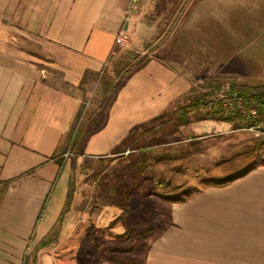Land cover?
I'll list each match as a JSON object with an SVG mask.
<instances>
[{"label": "crops", "instance_id": "crops-1", "mask_svg": "<svg viewBox=\"0 0 264 264\" xmlns=\"http://www.w3.org/2000/svg\"><path fill=\"white\" fill-rule=\"evenodd\" d=\"M153 2L126 20L128 0H0V264L55 263L44 243L67 202L65 154L77 128H88L83 155L111 157L133 127L205 89L197 83L207 76L196 79L172 54L187 16L177 13L164 30V20L151 23ZM233 2H224L217 23L241 35L240 45H255L244 36L264 32V0ZM121 29L127 45L115 41ZM184 33L219 45L197 20ZM88 98L92 115L79 126ZM168 206V223L150 237L142 264H264L263 164Z\"/></svg>", "mask_w": 264, "mask_h": 264}, {"label": "rangeland", "instance_id": "rangeland-1", "mask_svg": "<svg viewBox=\"0 0 264 264\" xmlns=\"http://www.w3.org/2000/svg\"><path fill=\"white\" fill-rule=\"evenodd\" d=\"M153 1L155 2H153L151 23L155 20H164L165 22H162V29L164 30L170 31L174 28L172 23L177 20L174 19L177 13H185V16H187L186 25L174 41L175 44L171 45V49L172 54L175 51L179 54L177 60H187L189 62L190 69L193 68L196 71V79L207 76L197 85L210 89L209 91L218 92V89L225 83L229 85L232 82L237 84L243 82L246 84L264 83V32L257 34L245 32L244 42L254 38L255 45H240L242 44V36L226 33L225 28L216 20L219 11L224 10L222 6L226 0ZM238 1L240 0H234L231 4L233 5ZM242 1L244 3L246 0ZM157 16L160 18H157ZM206 18L210 19L207 24L201 21ZM192 20H197L198 23L206 25L219 45H207L209 43L205 44L188 37L184 32L188 29ZM157 31L154 35L158 34ZM190 43H193V45H189ZM220 70H223V75ZM218 71L221 73H217ZM224 72H227V74ZM216 78H219V81L222 82L209 88L208 83L212 80L217 81ZM197 81L199 82V80ZM205 89L200 88V93L204 92ZM94 101L93 98H88V105L82 120H85L92 113ZM182 102L186 103L187 100L182 99L180 103ZM201 109L204 113L205 109ZM215 121L211 119L194 121V124L191 123V126L183 130L182 135L185 140L175 147V151L180 153L181 156H178L177 160L171 163L153 164L151 172L154 173L157 182L160 179L171 178V181L175 184L201 188L205 185L200 180L203 175L221 177L234 174L255 160L245 156L242 158L243 156H241L226 161L219 167L214 166L216 161L237 153L238 148L243 147L246 143L248 144L251 139L264 138L262 134L256 136V132L253 130L233 131L230 125L226 123L216 127ZM196 140L201 143L202 152L200 154L193 153L192 143H195ZM187 150L191 154L189 158L182 156ZM67 153V167L72 170L76 162V154L74 150ZM78 153L81 156L77 157L76 163V189L70 210L64 218L66 224L59 239L46 247L45 250L54 257V264H119L114 261L119 256L133 261V264H142V253L145 251L150 237L154 236L164 224L168 223L169 219V202L160 199L157 193L170 191V188L165 186L156 188L145 182H135L131 179L129 170L122 171L120 174L121 184L133 192L129 200V212L125 218V225H122L123 223L119 219L115 227H108L110 223L117 221L114 219L121 212L114 204V200H101L95 190V184L91 183L94 175L92 176L90 169H86L82 163L84 159H89L90 162L96 165L97 162L95 161H100L102 157L83 155L82 150ZM122 161L121 156L113 155L104 160L101 159L99 163L101 166H106L109 170L117 172L122 165ZM197 169L201 171L196 172ZM181 170L185 172L182 173ZM124 227L131 232V237L128 239L127 237H116L121 234L120 232H124ZM118 247L128 250V252L117 251Z\"/></svg>", "mask_w": 264, "mask_h": 264}, {"label": "trees", "instance_id": "trees-1", "mask_svg": "<svg viewBox=\"0 0 264 264\" xmlns=\"http://www.w3.org/2000/svg\"><path fill=\"white\" fill-rule=\"evenodd\" d=\"M222 81L212 80L208 83L209 88L219 85ZM230 94L237 95L242 97L246 102V106L250 110H257L259 118L264 125V83H240L232 82L230 84ZM199 91L193 92V94L185 96L182 99L187 100L186 103L182 102V99L174 108L172 107L168 112H164L148 122L142 123L133 127L128 135L113 149L112 155L121 156L123 161L119 171L114 172L106 168V166H101V159L107 157H102L100 161L94 165L89 159H84L82 163L86 169H90L93 176L91 183L95 184V190L98 192L101 200H114V204L119 208L121 214L114 219L116 222L110 223L108 225L115 227L119 219L122 221V225H125V218L128 214L129 200L131 199L133 192L121 184L120 174L122 171L129 170L131 173V179L135 182H145L155 186L156 188H162L163 186L170 188V191L157 193L158 197L167 202H178L186 201L194 192L199 191V187H189L183 186L180 184H175L170 179H160L156 181V177L152 171L154 163H171L177 160L178 156H181L180 153L175 151V147L178 144L182 143L185 138H183L182 132L194 121L199 120H217L224 121L230 125L231 130L239 131L246 126H252L253 121H249L245 115L242 113H233L229 115H224L221 109L218 110H204L203 113L201 107V100L204 95ZM259 105H262L261 107ZM84 108L80 110L77 116V122L79 126H83V111ZM246 125V126H244ZM85 127V125H84ZM88 128H77L75 133L70 134L68 140L69 151H75L76 162L74 163L70 175L69 189L67 194V202L62 211L60 218L57 222V225L54 226L52 230V236L44 244H51L59 236L61 226L64 222L65 215L70 210L71 202L74 198V193L76 189L75 182V171L76 163L81 149V143L85 136L87 135ZM264 132V130H263ZM194 138V137H192ZM197 138V137H196ZM249 143L245 144L243 147L238 148L234 153L228 158H222L220 161H216L214 166L219 167L221 164L226 163L236 159L237 157L245 156L252 158L254 161L244 167L237 173L228 174L226 176H205L200 177L201 183L205 185H223L232 181L235 178L241 177L246 174L248 171L254 169L258 164L264 165V138H253ZM194 148V154H200L202 152L201 143L195 141L192 143ZM173 148V150H172ZM172 150V151H171ZM125 152L126 155H125ZM64 154V153H63ZM185 158H189L191 154L189 150L184 152L182 155ZM259 159V161H257ZM257 161V162H256ZM65 163L64 155L60 156L58 159L59 167H62ZM74 168V169H73ZM204 170V169H203ZM208 170V169H207ZM182 173L185 171L181 170ZM201 170H196L200 172ZM129 173V174H130ZM91 180V179H90ZM113 220V221H114ZM124 232L116 236L121 237H131V232L128 231V228L124 227ZM117 251L128 252L121 247H118ZM116 263L119 264H133V261L122 258V256L116 257L114 259ZM24 264H28L27 258L24 261Z\"/></svg>", "mask_w": 264, "mask_h": 264}, {"label": "built area", "instance_id": "built-area-1", "mask_svg": "<svg viewBox=\"0 0 264 264\" xmlns=\"http://www.w3.org/2000/svg\"><path fill=\"white\" fill-rule=\"evenodd\" d=\"M145 0H128L125 8V19L128 20L139 14L140 7ZM117 44L127 45L129 43V35L127 31L121 29L115 38ZM210 89L203 90L204 95L201 100V107L205 110H218L221 109L224 115L233 113H242L248 120L254 122L250 127L243 128L242 130H253L256 136L264 135V125L259 118L257 110H250L247 108V102L234 94H230V85L225 83L221 86L219 91H209ZM260 107L262 105H259ZM263 129V130H261ZM68 153L65 154L67 157Z\"/></svg>", "mask_w": 264, "mask_h": 264}]
</instances>
